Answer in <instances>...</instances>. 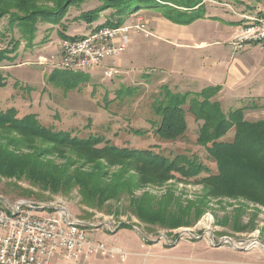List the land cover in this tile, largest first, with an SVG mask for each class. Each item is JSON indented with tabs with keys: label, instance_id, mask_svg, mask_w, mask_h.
Instances as JSON below:
<instances>
[{
	"label": "rangeland",
	"instance_id": "374dc122",
	"mask_svg": "<svg viewBox=\"0 0 264 264\" xmlns=\"http://www.w3.org/2000/svg\"><path fill=\"white\" fill-rule=\"evenodd\" d=\"M37 2L46 8L54 6L52 0ZM205 2V7L199 10L201 14L206 9L215 11L214 8L221 7L234 17L242 18L234 11L244 7L246 13L264 15V0ZM99 5V0H81L69 7L62 23L38 19L36 29L31 28L33 25L27 27V20L21 14L18 15L20 20L11 14L1 18L0 55L4 57L0 60L1 99L8 98V103H14L21 112L38 113L43 123L71 130L72 134L80 137L100 134L110 144L119 147L153 148L166 156L196 152L201 158L205 157L206 149L197 143L201 122L191 113H187L188 131L181 139L166 141L154 131L155 123L161 119L156 106L167 94L189 93L194 97L202 90L185 84L175 86L167 75L158 72L148 75L145 69L141 70L135 82H124L119 74L105 73L99 66L76 70L57 66L63 38L81 37L112 18V10L109 9L100 13L99 19L93 23L84 19V14ZM144 10L162 16L154 9L138 12ZM138 12L130 14L124 23L145 22L147 26V17ZM202 34L204 38L212 35L211 32ZM53 71L58 80L50 77ZM222 105L227 111L229 103ZM238 106L234 104L233 108ZM245 117L253 121L264 118V104L255 110L245 111ZM135 129L147 132L139 136ZM232 135L233 131H230L228 137ZM0 144L9 148L8 154L37 157L36 164L44 169L49 164L61 168L65 172L64 179L71 182L76 180L78 170L88 173L89 177L92 172L99 171L106 176L104 182L108 186L120 175L132 181V186L121 196L105 201L101 208H92L84 205L83 195L76 187L58 193L42 191L26 180L11 177L8 165L0 168V199L13 204L23 200L34 208L33 213L38 216L65 208L72 218L83 221V227L91 237L106 241L108 236L116 237L114 245L131 253L126 263L106 255L92 256L94 263L89 259L74 262L58 253L51 264H264V206L260 203L239 197L209 195L202 184L181 180L179 174L167 178L159 172L132 168L130 162L111 163L101 156H92L74 148H56L49 140L1 126ZM21 161L17 158V163ZM81 172H78L80 176ZM14 182L34 192L37 197L45 198L44 201L25 198L13 201L3 188L5 184ZM96 182L97 179L93 178L92 184ZM164 201H169L166 206L171 209L176 206L190 208L188 227L169 228L138 217L139 204L153 210L163 206ZM1 207L9 210L8 206ZM138 238L145 242H158L159 248H143Z\"/></svg>",
	"mask_w": 264,
	"mask_h": 264
},
{
	"label": "trees",
	"instance_id": "16d2710c",
	"mask_svg": "<svg viewBox=\"0 0 264 264\" xmlns=\"http://www.w3.org/2000/svg\"><path fill=\"white\" fill-rule=\"evenodd\" d=\"M52 1L54 6L46 8L38 5L37 0H0V19L11 14L20 20L18 15L21 14L27 20L26 26L33 25L31 27L33 29H36L38 19L62 23L69 7L79 4L81 0ZM99 1L101 5L83 15L88 23L95 22L99 19L100 13L109 9L112 10L110 13L112 18L101 25H123L130 14L141 9H154L178 24L191 23L195 19L205 17V13L201 14L199 11L205 7L204 0ZM2 59L4 57L0 55V60ZM50 77L58 80L54 71ZM219 89L218 86L207 87L194 97L189 93L184 95L169 93L156 106V112L161 119L155 123L154 131L166 141L185 136L189 124L188 112L194 115L197 121L200 120L197 143L206 149V156L202 158L196 152L186 151V153L166 156L153 148L119 147L110 144L109 140L100 134L80 137L72 134L71 130L43 123L38 113L21 112L14 103L12 105L8 103V98L1 99L2 97H0V126L14 129L24 135L44 138L57 146L56 148H74L92 156H101L111 163L130 162L132 168L159 172L167 178L179 174L181 180L202 184L209 195L239 197L264 206V118L253 121L245 117V111L255 110L262 104H246L224 111L220 101L211 100ZM135 130L134 132L139 136L147 132ZM230 131H233L232 137H228ZM7 151L9 148L0 144V168L8 165L11 177L26 180L42 191L49 190L54 193L76 187L83 195L84 205L92 208H101L105 201L121 196L132 186L131 179L122 175L115 177L108 186L104 182L106 176L99 171L92 172L93 175L89 177L88 173L78 170L75 174L76 180L71 182L64 179L65 172L61 168L49 164L48 168L44 169L36 164L38 158L35 156L27 158L15 153L8 154ZM17 158L22 161L17 163ZM78 172L82 173L81 176ZM93 178L97 179L95 185L92 184ZM3 192L13 201L25 198L41 202L45 199L37 197L34 192L22 188L16 182L5 184ZM164 202L165 204L159 206V209L153 210L139 204L136 213L143 221L152 224L169 228L188 227L190 208L176 206L171 209L166 206L169 201Z\"/></svg>",
	"mask_w": 264,
	"mask_h": 264
},
{
	"label": "crops",
	"instance_id": "0c3cea01",
	"mask_svg": "<svg viewBox=\"0 0 264 264\" xmlns=\"http://www.w3.org/2000/svg\"><path fill=\"white\" fill-rule=\"evenodd\" d=\"M214 9H206L205 17L185 24L153 11L138 12L147 17L151 34L131 32L125 52L103 60L98 66L105 73L119 74L124 82H135L145 69L148 75L154 72L167 75L175 86L185 84L200 90L218 86L220 89L213 99L221 104L229 103L228 109L234 104L238 107L264 104L263 46L253 41L236 51L230 42L246 24L243 14L254 13H246V8L239 7L234 12L242 18H236L221 7ZM206 32L212 35L204 38L202 33ZM107 239L113 245L117 241L112 236ZM139 243L143 248H159L158 242H145L143 238ZM89 262L94 263L91 257Z\"/></svg>",
	"mask_w": 264,
	"mask_h": 264
},
{
	"label": "built area",
	"instance_id": "2783aa9c",
	"mask_svg": "<svg viewBox=\"0 0 264 264\" xmlns=\"http://www.w3.org/2000/svg\"><path fill=\"white\" fill-rule=\"evenodd\" d=\"M243 17L246 24L231 39L232 47L239 51L254 41L264 48V16L243 14ZM131 32L151 34L145 22H139L99 25L81 37L67 36L61 40L57 66L76 70L101 65L103 60L125 51ZM40 59L45 61L43 57ZM0 204V264H51L58 253L74 262L98 255L127 262L131 254L109 241L91 237L83 221L72 218L65 208L38 216L23 200L13 204L1 198ZM1 206H8L9 210Z\"/></svg>",
	"mask_w": 264,
	"mask_h": 264
},
{
	"label": "bare ground",
	"instance_id": "6f19581e",
	"mask_svg": "<svg viewBox=\"0 0 264 264\" xmlns=\"http://www.w3.org/2000/svg\"><path fill=\"white\" fill-rule=\"evenodd\" d=\"M215 232V231H214Z\"/></svg>",
	"mask_w": 264,
	"mask_h": 264
}]
</instances>
